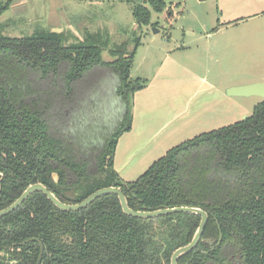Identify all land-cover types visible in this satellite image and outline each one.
<instances>
[{
	"label": "trees",
	"instance_id": "trees-1",
	"mask_svg": "<svg viewBox=\"0 0 264 264\" xmlns=\"http://www.w3.org/2000/svg\"><path fill=\"white\" fill-rule=\"evenodd\" d=\"M15 1L0 0V16ZM119 1L139 27L167 8L164 0ZM139 39L127 52L100 33L67 43L44 29L24 38L0 32V210L35 183L64 204L116 187L133 211L206 212L198 245L177 264H264V99L243 120L169 149L135 181L121 182L114 170L132 97L146 87L131 78ZM199 221L133 218L114 195L61 211L36 192L0 218V264H36L39 244L40 264H169Z\"/></svg>",
	"mask_w": 264,
	"mask_h": 264
},
{
	"label": "rangeland",
	"instance_id": "rangeland-1",
	"mask_svg": "<svg viewBox=\"0 0 264 264\" xmlns=\"http://www.w3.org/2000/svg\"><path fill=\"white\" fill-rule=\"evenodd\" d=\"M164 1L167 8L142 27L119 0H17L0 16L10 38L44 29L72 43L100 33L127 52L140 38L131 78L146 87L132 97V128L114 154L123 183L176 145L250 116L262 100L227 91L264 84V0ZM102 56L111 59L106 50Z\"/></svg>",
	"mask_w": 264,
	"mask_h": 264
},
{
	"label": "water",
	"instance_id": "water-1",
	"mask_svg": "<svg viewBox=\"0 0 264 264\" xmlns=\"http://www.w3.org/2000/svg\"><path fill=\"white\" fill-rule=\"evenodd\" d=\"M198 1H206V0H198ZM153 32L157 33L156 30H153ZM227 93L230 96H241V97L258 96L261 99H264V84L259 83L248 86L233 87L230 88L227 91ZM36 192L42 193L47 198V200L57 209L67 212L82 210L100 197L106 195H114L118 199L122 212L133 218L154 219L172 214H191L198 216L200 218V221L191 241L188 244L177 248L171 254L169 264H177L178 259L181 256H184L190 253L191 251H193V249L198 245L202 237L205 225L208 220V215L206 214V212L195 207H174L167 209H159L150 212L133 211L128 207L126 198L123 195V193L120 191L119 188L116 187H108V188L100 189L94 192L93 194H91L90 196H88L85 200H83L79 204H64L60 202L50 191L47 190L46 187H44L40 183H35L27 186L26 189L21 193V195L11 205H9L7 208L3 210H0V218L18 209L28 199L30 195ZM206 243L210 244L209 241H207ZM39 248H40V254L36 264H40V259L43 251V247L41 244H39Z\"/></svg>",
	"mask_w": 264,
	"mask_h": 264
},
{
	"label": "crops",
	"instance_id": "crops-1",
	"mask_svg": "<svg viewBox=\"0 0 264 264\" xmlns=\"http://www.w3.org/2000/svg\"><path fill=\"white\" fill-rule=\"evenodd\" d=\"M251 83H254V82H251ZM264 83V82H263ZM256 84H258V83H256ZM245 85H248L247 83L245 84ZM249 85H250V82H249ZM252 85V84H251ZM241 86H244V85H241ZM241 86H239V87H241ZM250 98H260V97H258V96H249ZM133 117H134V114H133ZM132 128V127H131ZM114 159H113V167H114ZM114 170L117 172V174H118V171L114 168ZM119 175V174H118Z\"/></svg>",
	"mask_w": 264,
	"mask_h": 264
},
{
	"label": "flooded vegetation",
	"instance_id": "flooded-vegetation-1",
	"mask_svg": "<svg viewBox=\"0 0 264 264\" xmlns=\"http://www.w3.org/2000/svg\"><path fill=\"white\" fill-rule=\"evenodd\" d=\"M45 187V186H44ZM48 190V189H47ZM49 191V190H48Z\"/></svg>",
	"mask_w": 264,
	"mask_h": 264
}]
</instances>
